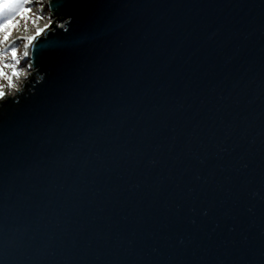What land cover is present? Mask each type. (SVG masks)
<instances>
[{
  "label": "water",
  "instance_id": "obj_1",
  "mask_svg": "<svg viewBox=\"0 0 264 264\" xmlns=\"http://www.w3.org/2000/svg\"><path fill=\"white\" fill-rule=\"evenodd\" d=\"M46 3L72 24L0 108V264H264V0Z\"/></svg>",
  "mask_w": 264,
  "mask_h": 264
},
{
  "label": "snow or ice",
  "instance_id": "obj_2",
  "mask_svg": "<svg viewBox=\"0 0 264 264\" xmlns=\"http://www.w3.org/2000/svg\"><path fill=\"white\" fill-rule=\"evenodd\" d=\"M31 2V0H0V44H4L9 41L10 37L13 35V30L17 27L18 19L21 18L27 20L29 15L32 12V9L27 5ZM39 19V17H36ZM68 27H64L63 24L58 25L57 27L63 29V33H67L69 31V27L72 24V17L68 16V20L65 21ZM51 27L50 23H45L43 27H37L34 35H29L27 37H22L21 39L26 40L24 44L25 51L24 57L29 56V52L27 49L30 46H34V41L37 40L38 37H41L43 33L47 29ZM10 54L11 62H6L4 57ZM21 61L17 57V50L15 47L11 48H0V81L5 83L0 84V108H2L5 104L10 102L19 103L18 99L14 101H9L7 96V90H17L16 84L14 81L20 80L22 76H26L27 73L20 71L19 65ZM27 69L29 72L35 69L36 76L39 79L36 80L37 84H41L44 82L46 78V73L42 71L40 64H33L32 62H27ZM31 83V81H29Z\"/></svg>",
  "mask_w": 264,
  "mask_h": 264
},
{
  "label": "bare ground",
  "instance_id": "obj_3",
  "mask_svg": "<svg viewBox=\"0 0 264 264\" xmlns=\"http://www.w3.org/2000/svg\"><path fill=\"white\" fill-rule=\"evenodd\" d=\"M46 1L47 0H41L36 5L37 7L35 6V10H33V14H31L30 20H28V22L26 24H23L25 21H23V20H22V22L20 21V23L18 25H20V24H22V25L17 27V29H15V32L12 35L15 42L22 41L23 44H25L26 40L21 39L22 37L34 35L36 28L37 27H43L45 23L52 24V21L50 20V18H48V17L43 18V13H44L43 11H45ZM32 7H34V6H32ZM36 17H39V19H36ZM24 51H25V47L23 46V54H24ZM27 51H29V48L27 49ZM22 56L24 57V55H22ZM27 62L28 61H26V64H24L20 70L22 72L27 73V75L22 76L20 78V80H18V81H14V83L16 84V88L19 90L21 89L22 85L26 82V80L28 79V76L31 73L27 69ZM0 82H1V84L5 83L3 81H0ZM6 92H7V96H14L18 91L15 89L14 90H7L6 89Z\"/></svg>",
  "mask_w": 264,
  "mask_h": 264
},
{
  "label": "rangeland",
  "instance_id": "obj_4",
  "mask_svg": "<svg viewBox=\"0 0 264 264\" xmlns=\"http://www.w3.org/2000/svg\"><path fill=\"white\" fill-rule=\"evenodd\" d=\"M40 1L41 0H31V2L27 6L30 7L31 9L35 10V6ZM32 6H34V7H32ZM33 10L31 12V14H33ZM43 12H44L43 13V18L48 17L52 21V24L59 25L57 23V21L51 17L50 12L47 9V3L45 5V11H43ZM31 14L29 15V18L27 20H24V19H21V18H17L18 21H19L18 24L20 23V21L22 22V20L25 21L23 24H26L28 22V20H30ZM18 24H17V27H19V26L22 25V24H20V25H18ZM17 27H16V29H17ZM14 32H15V29L13 30V33ZM8 43H9V45H7ZM23 46H24V44H23L22 41L15 42L12 36L10 37L9 41L5 42L4 44H0V48H11V47H15L16 48V50H17V57L21 61L20 65H19V69L20 70L23 67V65L26 64V58L22 56L23 55ZM4 59H5L6 62H11L10 54L8 56H5ZM0 84H1V82H0Z\"/></svg>",
  "mask_w": 264,
  "mask_h": 264
}]
</instances>
